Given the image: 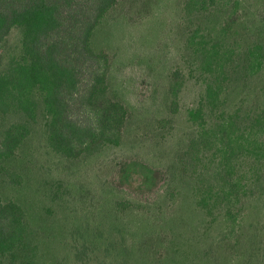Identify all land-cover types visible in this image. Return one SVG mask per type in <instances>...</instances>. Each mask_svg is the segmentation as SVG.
Returning <instances> with one entry per match:
<instances>
[{
	"label": "rangeland",
	"instance_id": "rangeland-1",
	"mask_svg": "<svg viewBox=\"0 0 264 264\" xmlns=\"http://www.w3.org/2000/svg\"><path fill=\"white\" fill-rule=\"evenodd\" d=\"M232 1L218 11L240 15L243 28L231 40L244 42V50L249 43L264 46V0ZM217 14L209 23L215 24L204 30L206 37L218 35L222 15ZM181 21V0H120L97 29L94 47L112 58V94L130 110L119 144L70 160L52 150L43 124L22 150L14 190L2 186L1 191L26 208L44 241L49 236L43 228L50 232L42 264H196V254L207 249L205 241L221 238L223 227L197 209L195 196L189 193L181 201V147L194 130L187 111L199 104L206 87L204 71L183 49ZM20 36L15 28L5 40V61L18 52ZM181 70L186 76L182 92ZM239 77L227 76L219 106L244 113L263 104L264 83L259 77L242 78L235 88ZM255 139L257 150L239 172L247 186L243 206L248 214L230 238L231 249L246 257L261 252V257L249 255L247 264H264V141L260 134ZM248 148L243 156H250Z\"/></svg>",
	"mask_w": 264,
	"mask_h": 264
},
{
	"label": "trees",
	"instance_id": "trees-1",
	"mask_svg": "<svg viewBox=\"0 0 264 264\" xmlns=\"http://www.w3.org/2000/svg\"><path fill=\"white\" fill-rule=\"evenodd\" d=\"M119 2L0 0V264H42L47 252L41 250L43 243L48 245L51 238L43 228L49 236L44 241L26 208L1 191L2 186L14 190L16 167L24 163L22 150L37 126L44 124L52 150L70 160L94 155L123 138L130 110L112 94L110 53L93 43L97 29ZM233 4L232 0H181L183 49L204 71L206 84L199 104L187 111L194 130L181 147V201L192 194L197 209L214 216L223 227L220 239L205 241L207 249L196 254V264H247L249 255L261 257L258 249L248 257L231 249L230 236L248 214L243 206L247 186L239 178L242 161L256 152V134L264 141V102L244 113L219 106L228 75H240L235 88L242 78L245 82L259 77L256 80L264 83V46L249 43L244 50V42L231 40L242 27L237 11H224ZM220 8L224 9L218 13ZM216 14L222 15L218 35L206 37L204 30L215 24L209 23ZM15 28L21 31L18 52L5 61L3 44ZM177 74L170 90L173 95L179 85ZM185 82L181 70V92ZM248 146L250 156H243ZM262 151L264 158V144ZM242 235L234 241L236 246Z\"/></svg>",
	"mask_w": 264,
	"mask_h": 264
}]
</instances>
